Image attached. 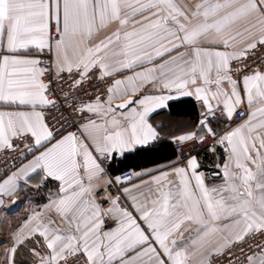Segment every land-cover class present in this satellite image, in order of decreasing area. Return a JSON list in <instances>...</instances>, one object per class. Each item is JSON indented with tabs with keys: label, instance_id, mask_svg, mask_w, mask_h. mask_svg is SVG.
I'll list each match as a JSON object with an SVG mask.
<instances>
[{
	"label": "snow or ice",
	"instance_id": "obj_1",
	"mask_svg": "<svg viewBox=\"0 0 264 264\" xmlns=\"http://www.w3.org/2000/svg\"><path fill=\"white\" fill-rule=\"evenodd\" d=\"M41 192L0 264H264V0H0V212Z\"/></svg>",
	"mask_w": 264,
	"mask_h": 264
},
{
	"label": "crops",
	"instance_id": "obj_2",
	"mask_svg": "<svg viewBox=\"0 0 264 264\" xmlns=\"http://www.w3.org/2000/svg\"><path fill=\"white\" fill-rule=\"evenodd\" d=\"M185 2H188V0H185ZM106 31L107 29L102 30L99 35L102 37ZM172 111L174 113L172 119L175 121L188 120L193 117V108L191 103L189 102L176 103ZM160 121L161 118L158 117L157 122L159 123ZM164 122L167 123L166 120ZM173 149L174 145H169L166 143L164 146L160 147L158 151L155 152L133 153L124 160L118 158L112 165L113 171L111 172V174L116 176L117 174L128 170L132 171L133 173H142V177H135V181L133 182L139 184L141 178L144 180L149 179V176L145 174L149 170L155 173L157 168L166 165L170 161L175 159V156L173 155ZM201 159L204 165L207 166L209 161L204 158L203 152H201ZM13 199L23 200V203H17L13 205L12 209L9 212H0V239H4V234L6 232H10L15 226L23 223L24 217L31 215L33 209L42 210L43 204L47 203V193H30L28 199H24L22 196L13 197ZM5 203H9V201H5ZM209 239H212V237H209ZM6 246V243L4 245H0V249ZM193 264H195V260H193Z\"/></svg>",
	"mask_w": 264,
	"mask_h": 264
},
{
	"label": "built area",
	"instance_id": "obj_3",
	"mask_svg": "<svg viewBox=\"0 0 264 264\" xmlns=\"http://www.w3.org/2000/svg\"><path fill=\"white\" fill-rule=\"evenodd\" d=\"M175 147V146H174ZM202 152V151H201ZM133 172L132 171H130V170H128V171H124V172H121V173H119V174H117L116 176H127V175H131ZM110 175H112L111 173H110ZM112 176H114V175H112ZM135 181V177H134V179H133V181H132V183Z\"/></svg>",
	"mask_w": 264,
	"mask_h": 264
}]
</instances>
